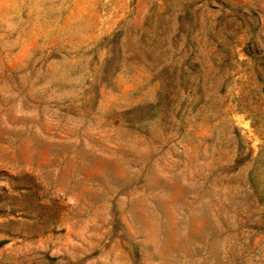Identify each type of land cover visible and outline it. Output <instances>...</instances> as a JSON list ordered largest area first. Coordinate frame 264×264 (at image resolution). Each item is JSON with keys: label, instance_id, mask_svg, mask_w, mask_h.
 I'll list each match as a JSON object with an SVG mask.
<instances>
[{"label": "rangeland", "instance_id": "obj_1", "mask_svg": "<svg viewBox=\"0 0 264 264\" xmlns=\"http://www.w3.org/2000/svg\"><path fill=\"white\" fill-rule=\"evenodd\" d=\"M0 264H264V0H0Z\"/></svg>", "mask_w": 264, "mask_h": 264}]
</instances>
